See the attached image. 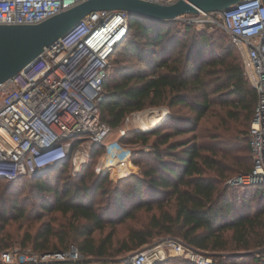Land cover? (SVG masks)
<instances>
[{
    "label": "trees",
    "instance_id": "trees-1",
    "mask_svg": "<svg viewBox=\"0 0 264 264\" xmlns=\"http://www.w3.org/2000/svg\"><path fill=\"white\" fill-rule=\"evenodd\" d=\"M128 24L130 36L113 55L119 47L123 51L110 57L101 120L112 131L130 114L162 105L187 107L193 117L180 119L173 111L171 129L159 124L119 138L130 149L129 142L151 149H131L140 172L114 187L108 175L96 171L103 144L95 146L77 175L67 168L56 176H33L26 189L27 175L0 178L6 192L28 194L2 200L0 222L10 211L23 217L30 205L59 212L43 221V231L24 237L22 247L30 243L37 254L65 252L74 245L87 262L114 260L154 239L175 236L214 253L215 264L249 259L260 264L264 251H250L264 249V182H228L253 167L249 131L258 91L245 74L240 50L226 30L207 23L158 22L128 14ZM29 194L37 201L31 202ZM57 218L56 228L51 223ZM123 223L131 224L119 236ZM13 244L0 237V250ZM155 264L195 263L178 256Z\"/></svg>",
    "mask_w": 264,
    "mask_h": 264
},
{
    "label": "built area",
    "instance_id": "built-area-1",
    "mask_svg": "<svg viewBox=\"0 0 264 264\" xmlns=\"http://www.w3.org/2000/svg\"><path fill=\"white\" fill-rule=\"evenodd\" d=\"M83 1L0 0V24L38 23ZM175 20L223 28L240 50L245 74L258 91L249 131L253 167L228 182L236 185L264 182V0H241L228 11H200L180 15ZM128 28L125 10L92 12L46 47L38 59L0 85V178L33 177L64 162L77 175L100 144L105 152L97 163L98 173L108 170L119 179L138 173L139 167L120 140H107L111 129L100 116L110 57ZM120 132L122 137L128 130L122 128ZM116 149L124 150L127 157L122 158ZM104 156L118 159L119 164L112 160L110 164L103 162ZM155 240L115 264H155L170 255L195 264H213L209 252L178 237ZM1 259L4 264H101L87 262L74 245L65 252L43 254L7 250L1 253Z\"/></svg>",
    "mask_w": 264,
    "mask_h": 264
},
{
    "label": "water",
    "instance_id": "water-1",
    "mask_svg": "<svg viewBox=\"0 0 264 264\" xmlns=\"http://www.w3.org/2000/svg\"><path fill=\"white\" fill-rule=\"evenodd\" d=\"M240 1L176 0L160 3L151 0H85L38 23L0 24V85L38 59L46 47L58 41L92 12L125 10L131 16L166 22L183 14L228 11ZM58 166L59 163L34 176H43Z\"/></svg>",
    "mask_w": 264,
    "mask_h": 264
},
{
    "label": "rangeland",
    "instance_id": "rangeland-1",
    "mask_svg": "<svg viewBox=\"0 0 264 264\" xmlns=\"http://www.w3.org/2000/svg\"><path fill=\"white\" fill-rule=\"evenodd\" d=\"M127 35L130 36L128 34V32L125 35V37ZM120 51H123V48H121V47L117 48V51L115 52V54L111 55V61L113 60V58L118 53H120ZM110 71H111V68H110ZM163 110L166 113V117L168 114H170V116L168 118H165L162 122H160V125L163 127L164 130L172 128L170 125V121L173 119L174 116L178 115L177 117H180V119H185L187 117H193L192 115H194V113L191 112L189 110V108L184 107V106H177L174 109H170L169 107H167L165 105L158 106V107H148L142 111H137V112H134L133 114H130L129 117L125 119V122L121 127H119L118 129L112 130L110 132L107 140L112 141V140L124 137V136L121 137L120 130L122 128H126L128 130V132H130V133H138L139 131H141V130H138V128L141 127V125H140L141 118L147 120L150 118V115H151L149 113L150 111H157V113H162ZM173 111L176 113V114H174V116H172ZM153 127H155V126H153ZM150 130H152V129H150ZM150 130L147 129V131H150ZM143 131H145V130H143ZM191 133L192 132H188L186 134L177 135L174 139L184 138V137L190 135ZM206 141H209V140H206ZM129 145L131 146V149H143L144 151H149L151 149V146H149V145H143L142 146L140 143L129 142ZM124 148H126L130 152V154L132 155V151L129 147L124 146ZM93 162L95 163L96 159L93 160ZM129 167H131L130 164H129ZM67 168H69V165L63 164L60 168L55 169L51 172H48L45 175H47L48 177L49 176H56V175L60 174V172L62 170H65ZM139 172H140V168H139L138 173ZM106 175H108L109 179L112 181V183H111L112 187L118 185V182L120 181L119 178H117L115 175H112L110 171H108ZM28 177L25 178V184L23 185V187L25 189L32 184V182L30 181L31 177L30 176H28ZM230 184H232V183H230ZM232 185H234V184H232ZM4 187L5 186L0 185V210H1L2 200H9V199H11V197H14V196L23 197L24 195H28L27 191L24 192L23 190L22 191L19 190L20 193L18 192L17 194H11L9 192H6V188H4ZM49 196L52 197L51 195H49ZM41 197H43V195L42 196L40 195L38 197V200H40ZM50 197H49V199H52ZM29 198H31V202L37 201V198H35L33 196V194H29ZM41 214H43L45 216L41 217ZM52 215L59 216L60 213L59 212H53L52 214H50L49 212H43L42 209L40 208V205H35V206L30 205L26 209L23 217H21V216L19 217L16 215L15 212L10 211V214L7 215V218L3 219L0 222V237H5L7 240L14 241L13 246H11L8 250L34 251L35 252V250L31 246L32 244H30V243H28L26 248H23L22 247V241L24 240V237L26 236V234L31 233V235H34L38 231H43V226H41V224L43 223V221L51 219ZM60 220H61L60 218H57L51 224L57 228V226H55V225H57L60 222ZM135 223H136V221H135ZM129 224H131V223H123V224L118 226L119 227L118 228L119 236H121L125 232V227H127ZM108 229H109V227H106L105 231H108ZM52 239L57 240L55 237H53ZM155 241L156 240L154 239L147 245L153 244ZM145 246L146 245H144L138 249H135V250H132L129 252H125V253L121 254L119 257L115 258L114 260L99 259L96 261H99L101 264H115V263H118L119 261L123 260L126 256L138 251L139 249H141ZM2 251H4V249L0 250V255H1ZM256 251L262 252V251H264V249H257V250L255 249V250L250 251V252H256ZM209 253L212 256L213 264H215L216 261L214 260V257H213L214 253H212V252H209ZM221 254L226 255L227 253L222 252ZM239 254H246V252L245 253L240 252ZM169 257L174 258V257H178V256L170 255ZM260 258H261V260L259 261V263L264 264V253H261ZM0 264H4V263H2V261L0 260ZM246 264H255V263L252 259H249L246 261Z\"/></svg>",
    "mask_w": 264,
    "mask_h": 264
},
{
    "label": "bare ground",
    "instance_id": "bare-ground-1",
    "mask_svg": "<svg viewBox=\"0 0 264 264\" xmlns=\"http://www.w3.org/2000/svg\"><path fill=\"white\" fill-rule=\"evenodd\" d=\"M124 36L122 38H124ZM149 113L151 114L149 119L146 120V119L141 118V122H140L141 127H139L138 130H147V129L152 128L153 126L156 127V125L160 124V122H162L166 118V113L164 110L162 113H157V111H150ZM116 153L120 154L122 158L127 157L126 156L127 153L124 150L116 149ZM110 160H112L111 156H104L103 158V162H106L109 164L111 163ZM118 162H119L118 159L112 160V163L119 164ZM128 166H129V163H128Z\"/></svg>",
    "mask_w": 264,
    "mask_h": 264
}]
</instances>
